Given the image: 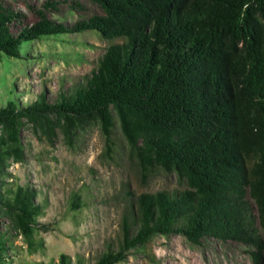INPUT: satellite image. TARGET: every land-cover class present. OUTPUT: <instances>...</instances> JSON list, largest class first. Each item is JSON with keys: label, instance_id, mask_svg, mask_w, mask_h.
<instances>
[{"label": "trees", "instance_id": "16d2710c", "mask_svg": "<svg viewBox=\"0 0 264 264\" xmlns=\"http://www.w3.org/2000/svg\"><path fill=\"white\" fill-rule=\"evenodd\" d=\"M101 13L65 22L48 16L55 0L26 2L36 16L0 0V53L21 58L23 42L86 30L111 42L97 65L54 97L0 106V264L12 237L35 250L41 205L32 187L3 192L2 176L24 160L17 147L25 122L52 145L68 146L97 125L105 151L117 121L143 177L175 174L181 190L125 191L115 242L95 260L59 253L56 264H120L157 235L205 238L248 248L264 264V0H90ZM66 2V1H65ZM72 6L82 7L78 0ZM72 208L82 205L72 196ZM3 221V223H1ZM36 264H45L38 262Z\"/></svg>", "mask_w": 264, "mask_h": 264}, {"label": "rangeland", "instance_id": "374dc122", "mask_svg": "<svg viewBox=\"0 0 264 264\" xmlns=\"http://www.w3.org/2000/svg\"><path fill=\"white\" fill-rule=\"evenodd\" d=\"M24 12L25 21L36 16L26 2L39 5L44 0H8ZM49 17L73 22L101 13L90 0H78L82 7L71 10V0H55ZM66 1V2H65ZM96 32L43 37L23 42L21 58L0 53V106L8 100L29 102L45 90L52 97L81 80L97 65L98 57L111 42ZM112 151H105L104 137L97 125L80 130L72 146H68L57 129L52 145L38 139L30 123L19 132L17 147L24 151V160L13 163L2 176L3 192L14 184L32 187L41 205L37 221L48 230H36L35 250H29L20 237H12L2 264H56L59 253L84 255L95 260L106 242H115L119 234L121 208L126 190L134 196L142 192L181 190L185 188L175 174L153 171L143 177L133 158L117 121L111 136ZM80 195L82 205L72 208V196ZM2 220L1 223H3ZM120 264H253L248 248L234 241L222 242L205 238L200 245L183 235H157L144 246L133 249Z\"/></svg>", "mask_w": 264, "mask_h": 264}]
</instances>
